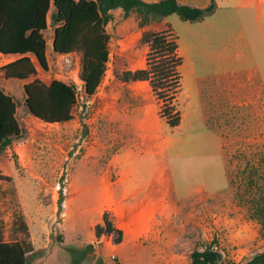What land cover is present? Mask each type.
I'll return each instance as SVG.
<instances>
[{
    "label": "crops",
    "instance_id": "crops-1",
    "mask_svg": "<svg viewBox=\"0 0 264 264\" xmlns=\"http://www.w3.org/2000/svg\"><path fill=\"white\" fill-rule=\"evenodd\" d=\"M178 1L202 8L212 2V0ZM214 2L216 9L205 18L193 22L183 19L192 24L181 23L175 14H170L147 27H158V30L168 26L172 28L170 24L172 23L173 26L189 28V33L195 28L208 29V43L205 44V48H209V62L213 68L210 74V118L215 121L208 135L216 142L208 154L219 158L223 163L226 184L214 189L205 186L195 192L206 190L217 194L227 190L231 180L229 176L231 165L235 161L237 163L242 156L241 153L248 154L247 143H257L264 151V59L260 60L259 57L264 54V0H214ZM111 13L112 19L108 25L125 14L122 8L114 9ZM133 17L134 13L131 12L126 21ZM219 31L226 32V39L225 35L218 34ZM223 39L225 40L222 41ZM53 40L54 32L51 46ZM118 46L121 50L122 45L119 41ZM200 48L204 47L197 41L190 42L189 48H183L179 44V54L184 59L183 66L187 61L190 62L191 73L196 69ZM188 50L196 53L190 61L187 56ZM73 54H77L80 65L81 53ZM8 57L18 58L16 55H4L0 52V68L7 64L5 59ZM3 61L5 62L2 63ZM181 72L183 89L179 95V102L181 100V123L185 125L189 115L183 107L192 104L186 77L192 74L184 72L182 67ZM0 74L4 76L2 71ZM146 82L148 81H122L124 87L116 90L110 88L100 94V97H108L103 100V105L110 108L106 113L102 110L104 113H98L88 120L89 127L90 122L98 123L97 131L95 130L92 140L88 138V145L80 162L72 169L66 203L86 202V207L93 215L88 243L91 247L97 248L95 251L108 264H134L146 254L150 255L151 260H154V255H158L156 264H187L185 253L181 250L187 241L185 233L190 226L187 222L190 221L186 220L183 212H179L182 206L179 204L178 194L181 197L185 195L176 188L171 159H180L185 155H202L205 151L201 149L200 139H195L194 134L186 132L184 135L172 137L170 134H173L175 128L170 131L167 125L156 119L150 104L154 96L152 89L151 93L148 88L133 87L134 84ZM96 94L92 100L96 99ZM234 112L238 118L235 124L232 121ZM112 132L113 136L110 135ZM190 138L194 140H189ZM188 142L193 143L189 145ZM79 166L83 167V174L87 177L82 184L77 183ZM207 200L211 209L215 211L222 209L224 204L222 201ZM201 202L202 198L197 200V206L199 203V207H202ZM104 212H111L116 226L123 231V238L118 243L110 234L98 236L95 233L96 224L103 222ZM214 215L217 216L212 220H204L210 224V237L220 235L218 229L222 228L221 225L230 227L236 223L231 218L218 215V212ZM202 220L200 217L197 225H201ZM252 222L254 224L257 222L255 227L249 225ZM245 226H239L233 234L239 237L240 244L236 250L241 253L240 257L253 249V243L263 241L260 237L261 231H264L261 222L250 218ZM196 227L198 228L194 223L192 228ZM255 239L259 241H254ZM220 249L222 250L221 247ZM112 253L117 255L116 262L110 258Z\"/></svg>",
    "mask_w": 264,
    "mask_h": 264
},
{
    "label": "rangeland",
    "instance_id": "rangeland-1",
    "mask_svg": "<svg viewBox=\"0 0 264 264\" xmlns=\"http://www.w3.org/2000/svg\"><path fill=\"white\" fill-rule=\"evenodd\" d=\"M175 15L181 23L192 24L185 22L179 15ZM128 23L132 27H129ZM170 24L178 36V43L183 48H189L190 42L194 41L204 47L200 48V54L197 55L195 71L191 73L192 65L188 61L184 66L182 65L184 72L192 74L186 77L187 88L192 95V104L183 107L189 115L186 124L181 123L174 129L173 134H170L173 137L190 132L195 135V139H200L201 149L205 151L202 155H185L180 159H171L176 188L185 195L181 197L178 194L179 204L182 206L179 212H183L186 220L190 221L187 222L190 226L185 233L187 241L181 251L185 253L187 264H192L190 255L192 249L196 246L203 247L212 240L218 248H222L228 261L242 263L251 253L264 250V231H261L260 236L263 241L253 243V249L243 257H240L241 253L236 250L240 244L239 237L233 235L239 226L246 227L245 223L250 218L258 222L264 219V215L255 212L258 207L264 205V151L257 143H247V156L241 153L240 156H242L237 163L235 161L231 165L229 170L231 180L225 192L217 194L206 190L195 192L205 186L214 189L226 184L223 163L219 158L208 154L216 143L208 135V131L215 125V121L210 118V74L213 68L209 62V48H205V44L208 43V29L195 28L189 33L187 27ZM106 29L112 36L109 44L111 58L101 86L96 92V99H90L92 102L87 104L79 98L73 110V120L67 124L47 123L33 116L26 105L24 91L26 82L6 79L0 74V86L16 101V117L21 127L20 135L13 138L12 144L0 148V232L7 240L15 238L31 240L33 252L28 255V264H108L95 251L97 248L91 247L88 243L93 215L86 207V202L66 203L72 169L80 162L87 148V141L92 140L95 130L97 131L98 123L90 122L89 127L88 120L97 116L98 113L109 111L110 107L103 105V100L108 97H100V94L107 92L110 88L116 90L124 87L119 78L124 71L146 67L150 47L142 41L143 32L165 30L167 27L159 30L158 27L141 28L137 15L134 13V17L127 21L125 14L119 16L117 21H112ZM53 32L54 28L51 24L46 32L51 72L44 71L37 65L36 77L46 82L50 81L56 72L71 71L78 66L77 54H73L66 62V58L58 57L53 53L51 48ZM218 34L225 35L226 39L225 31H219ZM118 41L122 45L121 50ZM187 56L190 61L196 53L188 50ZM162 57L167 60L169 55L155 58V62L158 63ZM259 57L260 60L264 59V54ZM15 59L16 57H8L5 61L9 63ZM34 60L36 61L35 58ZM133 87L148 88L150 91L152 89L149 82L134 84ZM150 104L156 119L166 126V122L160 117V106L155 96L152 97ZM237 119L234 112L233 124L237 122ZM167 127L173 131L168 125ZM110 135L113 136V132ZM188 143L191 145L193 142ZM83 171V167L79 166L78 184L84 183L87 179ZM200 198H202V207H199V203L197 206V200ZM207 199L222 201L224 203L222 209L220 208V211L211 209ZM217 212L218 215L231 218L236 223L231 224L230 227L221 225L222 228L218 229L220 235L216 237L214 234L215 237H210V224L205 221L212 220L214 216H217L214 215ZM108 216L111 219L114 218L111 212H108ZM200 217L203 220L201 225H197ZM23 221L28 226L27 232L22 227ZM194 223L198 228H192ZM255 224L252 222L249 225L255 227ZM224 232L227 233L224 234ZM112 236L114 239V234ZM221 242L225 245H220ZM149 256L146 254L134 264H156L158 255L153 256L154 260H151Z\"/></svg>",
    "mask_w": 264,
    "mask_h": 264
},
{
    "label": "trees",
    "instance_id": "trees-1",
    "mask_svg": "<svg viewBox=\"0 0 264 264\" xmlns=\"http://www.w3.org/2000/svg\"><path fill=\"white\" fill-rule=\"evenodd\" d=\"M122 8L127 17L136 13L139 27L145 28L170 14L187 21H199L216 9L214 0L207 7L183 4L178 0H0V52L18 58L0 68L6 79L27 81L24 84L26 105L36 118L47 123H67L73 120L77 105L75 91L60 80L44 82L36 77L39 65L49 70L46 32L52 24L55 55L81 53L80 76L85 82V94L92 98L101 85L110 60L111 36L106 27L111 11ZM142 41L149 45L147 66L126 70L119 77L125 82L148 81L159 102L160 117L171 128L182 122L179 95L182 91L183 56L179 54L178 36L170 26L165 30L143 32ZM169 55L166 60L162 57ZM36 59V61L34 60ZM17 104L0 88V148L12 144L21 133ZM264 215V205L255 210ZM264 225V219L261 221ZM22 227L28 231L25 221ZM96 235H113L116 243L123 231L103 213V222L95 226ZM29 238L4 239L0 232V264H28L33 251ZM192 264H264V250L251 253L242 263L228 261L214 241L196 246L190 253Z\"/></svg>",
    "mask_w": 264,
    "mask_h": 264
},
{
    "label": "built area",
    "instance_id": "built-area-1",
    "mask_svg": "<svg viewBox=\"0 0 264 264\" xmlns=\"http://www.w3.org/2000/svg\"><path fill=\"white\" fill-rule=\"evenodd\" d=\"M58 57H62V58H66V62L69 61V57L73 56V54H59L57 55ZM47 72H51V67L49 68V70ZM60 80L64 83H66L68 86H70L76 93L77 96V104L79 102V98L82 99L83 101H85V103L89 104V101L91 98H87L86 94H85V82L84 80L81 78L80 76V67L79 64L77 66V68L72 69L71 71L67 72H56L53 76V78L50 79V81L52 80ZM44 82H46L45 80H42ZM48 81V82H50ZM111 259L113 261H117V255L115 253L111 254Z\"/></svg>",
    "mask_w": 264,
    "mask_h": 264
}]
</instances>
